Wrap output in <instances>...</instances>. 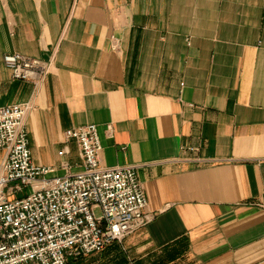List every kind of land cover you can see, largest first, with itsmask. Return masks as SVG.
I'll return each instance as SVG.
<instances>
[{
	"label": "crops",
	"instance_id": "1",
	"mask_svg": "<svg viewBox=\"0 0 264 264\" xmlns=\"http://www.w3.org/2000/svg\"><path fill=\"white\" fill-rule=\"evenodd\" d=\"M24 104L35 166L82 172L65 134L96 125L155 215L67 264H264V0H0V109Z\"/></svg>",
	"mask_w": 264,
	"mask_h": 264
},
{
	"label": "built area",
	"instance_id": "2",
	"mask_svg": "<svg viewBox=\"0 0 264 264\" xmlns=\"http://www.w3.org/2000/svg\"><path fill=\"white\" fill-rule=\"evenodd\" d=\"M5 62L14 80L34 85L45 81L52 66L22 54ZM30 110L28 104L0 109V264H67L122 243L153 222L136 168L102 166L96 125L65 134L79 146L82 172L59 177L54 168L35 166L25 124Z\"/></svg>",
	"mask_w": 264,
	"mask_h": 264
},
{
	"label": "rangeland",
	"instance_id": "3",
	"mask_svg": "<svg viewBox=\"0 0 264 264\" xmlns=\"http://www.w3.org/2000/svg\"><path fill=\"white\" fill-rule=\"evenodd\" d=\"M25 195H27V194H29L30 193V190H29V188H25ZM19 197H22V196H19Z\"/></svg>",
	"mask_w": 264,
	"mask_h": 264
}]
</instances>
